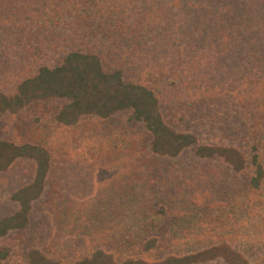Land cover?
I'll return each instance as SVG.
<instances>
[{"label": "trees", "instance_id": "16d2710c", "mask_svg": "<svg viewBox=\"0 0 264 264\" xmlns=\"http://www.w3.org/2000/svg\"><path fill=\"white\" fill-rule=\"evenodd\" d=\"M8 6L0 21L40 20L55 33L69 29L58 37V54L39 56L11 91L0 88V113L57 98L63 104L55 118L67 127L84 116L129 111L150 135L153 154L175 157L192 147L197 157L222 160L236 172L249 168L252 188L264 185V0H0V11ZM204 102L224 108L234 121L238 113L251 122L243 135L247 152L233 143L200 142L177 127L181 108ZM19 159L35 168L30 180L9 191L15 207L0 215V237L25 229L34 204L54 190L53 155L45 145L0 138V172ZM162 239H148L143 250H161ZM8 254L0 247V264ZM216 257L226 264H264L227 245L151 260L119 261L103 249L65 259L32 247L25 254L26 264H200Z\"/></svg>", "mask_w": 264, "mask_h": 264}, {"label": "rangeland", "instance_id": "374dc122", "mask_svg": "<svg viewBox=\"0 0 264 264\" xmlns=\"http://www.w3.org/2000/svg\"><path fill=\"white\" fill-rule=\"evenodd\" d=\"M49 27L40 20L0 21V88L11 91L39 56L58 54V37L69 28L55 33L57 28ZM62 104L46 99L18 113H0V138L42 143L53 155L54 173V190L34 204L28 226L0 237V247L9 250L2 264H26L31 247L61 259L103 249L121 261L218 245L251 262H264V185L250 186L249 168L236 172L222 160L197 157L192 147L175 157L155 155L150 135L129 111L84 116L65 127L55 118ZM186 111H178L183 120L177 127L199 135L200 142L233 143L248 151L243 135L251 122L244 116L237 113L242 125L241 119L234 121L224 108L207 102ZM34 168L33 161L19 159L0 172V215L15 207L9 191L30 180ZM152 237L166 243L159 251L145 252ZM200 264L226 262L216 257Z\"/></svg>", "mask_w": 264, "mask_h": 264}]
</instances>
